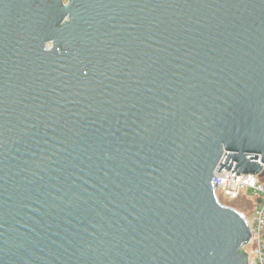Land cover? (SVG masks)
<instances>
[{
  "label": "water",
  "instance_id": "water-1",
  "mask_svg": "<svg viewBox=\"0 0 264 264\" xmlns=\"http://www.w3.org/2000/svg\"><path fill=\"white\" fill-rule=\"evenodd\" d=\"M259 159L264 0H0V264H247Z\"/></svg>",
  "mask_w": 264,
  "mask_h": 264
},
{
  "label": "built area",
  "instance_id": "built-area-1",
  "mask_svg": "<svg viewBox=\"0 0 264 264\" xmlns=\"http://www.w3.org/2000/svg\"><path fill=\"white\" fill-rule=\"evenodd\" d=\"M261 163V160H258ZM262 164L263 174L253 173H241L235 174L230 169L220 170L216 168L213 179V186L215 196L221 204L226 205L223 202V198L235 200L243 195L244 190H251L255 201V206L252 211L253 219L249 218V215L242 213L245 218L248 228L250 230L249 240L242 244L241 251L247 254V264H264V164ZM234 208V207H232Z\"/></svg>",
  "mask_w": 264,
  "mask_h": 264
},
{
  "label": "rangeland",
  "instance_id": "rangeland-1",
  "mask_svg": "<svg viewBox=\"0 0 264 264\" xmlns=\"http://www.w3.org/2000/svg\"><path fill=\"white\" fill-rule=\"evenodd\" d=\"M252 200H254L253 192L248 189L244 190L243 195L240 198L235 199L234 201L228 198H223V202L226 205H229L231 207L238 208V209H244L246 211L250 208L251 206L250 203L252 202ZM246 214L249 215L250 219H253L252 212L248 211V213Z\"/></svg>",
  "mask_w": 264,
  "mask_h": 264
},
{
  "label": "flooded vegetation",
  "instance_id": "flooded-vegetation-1",
  "mask_svg": "<svg viewBox=\"0 0 264 264\" xmlns=\"http://www.w3.org/2000/svg\"><path fill=\"white\" fill-rule=\"evenodd\" d=\"M70 0H67V3L69 2ZM124 1V5L126 7V11L128 14L131 13V9H132V5H135L137 2L141 1V0H123ZM65 2V0H64ZM66 3V2H65Z\"/></svg>",
  "mask_w": 264,
  "mask_h": 264
},
{
  "label": "trees",
  "instance_id": "trees-1",
  "mask_svg": "<svg viewBox=\"0 0 264 264\" xmlns=\"http://www.w3.org/2000/svg\"><path fill=\"white\" fill-rule=\"evenodd\" d=\"M264 180V178L262 177L261 178V181H263ZM250 208L246 211V210H244V209H238V208H236V209H238L239 211H241V212H243V213H248V211H250V212H252L253 211V209H254V206H255V201L254 200H252V202L250 203Z\"/></svg>",
  "mask_w": 264,
  "mask_h": 264
},
{
  "label": "clouds",
  "instance_id": "clouds-1",
  "mask_svg": "<svg viewBox=\"0 0 264 264\" xmlns=\"http://www.w3.org/2000/svg\"><path fill=\"white\" fill-rule=\"evenodd\" d=\"M65 2L67 3V0H65Z\"/></svg>",
  "mask_w": 264,
  "mask_h": 264
}]
</instances>
